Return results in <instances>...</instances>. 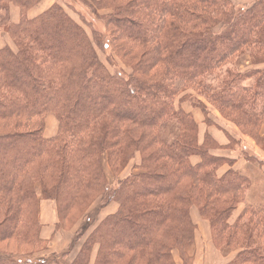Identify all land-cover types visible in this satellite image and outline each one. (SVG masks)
<instances>
[{
  "label": "trees",
  "instance_id": "16d2710c",
  "mask_svg": "<svg viewBox=\"0 0 264 264\" xmlns=\"http://www.w3.org/2000/svg\"><path fill=\"white\" fill-rule=\"evenodd\" d=\"M39 1L0 0V28L14 46L0 49V244L29 250L4 251L0 264H90L92 255L93 264H176L174 251L191 264L192 210L208 222L217 251L235 252L227 264H264V207L246 204L230 223L252 187L264 193V0H78L102 24H87L90 34L63 1L29 19ZM10 4L20 10L17 24ZM98 52L129 75L111 72V55L105 64ZM243 56L247 72L220 70ZM184 104L203 117L201 137ZM211 110L263 157L215 153H234L241 140L222 128L228 143L219 145L208 132ZM48 114L57 132L45 139ZM239 159L247 170L233 168ZM40 200L55 204L54 233L83 217L84 240L59 256L32 257L48 246ZM112 203L116 212L97 219ZM94 204V216L86 214Z\"/></svg>",
  "mask_w": 264,
  "mask_h": 264
},
{
  "label": "crops",
  "instance_id": "0c3cea01",
  "mask_svg": "<svg viewBox=\"0 0 264 264\" xmlns=\"http://www.w3.org/2000/svg\"><path fill=\"white\" fill-rule=\"evenodd\" d=\"M70 1H74V0H70ZM54 4H60L61 6H63L62 0H40L36 5H34L31 9L27 11V17L29 19H32L40 15L41 13L45 12L46 10H48ZM9 18H10V22L14 24H17L20 19V10L17 6L13 4L9 5ZM5 46L9 47L10 49H14V46L11 40L6 35L4 30L0 28V49H2ZM200 121L202 122V119ZM198 123H199V117H198ZM202 125L205 127L204 124ZM261 128H262V131H264V121H263ZM222 130H224L226 134L230 132L229 128H223ZM205 131H206V128H205ZM205 131H203V133ZM56 132H57V120L53 115L48 114L44 118L43 137L45 139H50L56 135ZM208 132L214 137V139L219 143V145H225L228 143V140L225 134H223V131L218 130L216 126L208 128ZM249 142H250L251 148L255 150L254 153L260 157H263L260 151L254 145V143L251 141ZM215 153L217 154L222 153L224 154L223 156L236 159L234 158V156H232L233 153H229V151H217ZM192 162L193 163L197 162V159H192ZM248 166H249L248 162H246L245 160L239 159L236 161L233 168L236 170L243 169L244 171V170H247ZM228 169H229V166L227 165L222 166L220 170L218 171V175L223 174ZM251 170H253L252 167H251ZM261 171L263 172L264 168ZM261 182L262 180L255 182L256 186L258 185L260 186ZM256 190L257 189H254V187L250 189V191L247 194V197H246L247 199L245 203L240 204L238 208L232 213V216L230 218V223H233L235 221V219L238 217V215L240 214V212L242 211V209L244 208L246 204L256 206V207H264V199H263L264 193L261 192V194H257L255 193ZM111 207L112 209H114L112 213L116 212L117 205L112 203L109 205V207H106V208L109 209ZM112 213L110 212L106 215H109ZM39 216H40L39 223L41 225L39 236L42 240L48 241L47 249L45 250V252H43L41 256L44 257L45 255H49V254L62 253L64 249L68 248V246L71 243V239H72L71 237H67V236H65L66 237L65 239L64 236L62 235L71 234V232L73 231L72 229L74 227L70 230H60L54 233L55 224L57 222V217H56V212H55V204L52 201H45V200L39 201ZM191 217H192L193 222L196 225V230L194 233V241L192 245L187 249V253L189 257L191 258V264H227L229 261H231L235 256V252L222 255L219 251H217L214 248L211 238H210L208 222L201 220L195 210H192ZM173 259L176 264H184L182 260L180 259L177 251L173 253ZM93 260H94V255H92L90 264H93Z\"/></svg>",
  "mask_w": 264,
  "mask_h": 264
},
{
  "label": "rangeland",
  "instance_id": "374dc122",
  "mask_svg": "<svg viewBox=\"0 0 264 264\" xmlns=\"http://www.w3.org/2000/svg\"><path fill=\"white\" fill-rule=\"evenodd\" d=\"M65 4L64 6V9L65 11L68 13V15L74 19L78 24H80L82 27H84L87 31L88 34H90V30L88 28V25L87 24H91L94 28H102V24L99 22V24L97 23V20H96V17L94 16V14H92L89 10V8H85L83 5H81V3L78 1H70V0H62ZM242 1V0H241ZM240 1V2H241ZM245 1H250V0H245ZM80 4V5H77V4ZM81 15V16H80ZM99 53V56H100V59L106 64V59H108V57L111 55L109 52H106L105 54H101L100 52ZM111 57V61H109V64H106L108 66V68L110 69L111 72H116L118 74H122V75H129L130 73V70L127 69L126 67H124L117 59H115L112 55L110 56ZM237 66V68L241 71V72H247L249 69H251V65H249V62H248V57L247 56H243V57H236V58H233L231 59L230 63L228 65H226L225 67H223L222 69L220 70H223L225 69L226 67H230V66ZM184 110L185 111H189L193 114L194 116V119L197 120L198 122V117H199V123L201 122L200 120L203 119V117L201 116V114L199 113V111H190L191 108H190V105L188 104H184L183 106ZM212 111V117H210L211 119V122L212 124H214L216 127H218V130L219 129H222L224 128L223 126L224 125H227L228 126V123L225 122L222 118H220V116L215 113L214 114V111ZM233 132L231 131V133H228V135H230L232 138L236 139V136L239 137V139L241 140V143L239 145H237L233 150L235 151L232 156H234V158H238L237 156H240L242 154V150L245 149V150H248L250 151H255L254 149L251 148V145H250V140H247L245 139L244 136H241L239 133L236 132L235 128H233ZM199 134H200V137L202 136L203 134V131H205V127L200 124L199 126ZM235 134V135H234ZM234 135V136H233ZM253 147V146H252ZM138 155L132 160L129 162L128 166L121 172L120 174V178L122 179L123 177L133 173L135 170V165L138 164ZM243 160V159H242ZM105 173H106V176L107 178L109 179V181H113V176L111 175V172L110 170L108 169V167L105 165ZM255 178L257 179L258 176H259V173L257 171H254V174ZM36 193L37 195L39 196V190L36 189ZM97 204V203H96ZM94 204L92 205L88 211L86 212V214H90V216H94V213H95V210L97 208V205ZM109 207V206H108ZM111 208H106L104 209L97 217V219H101L102 217H104L106 214L108 213H112L114 209ZM56 212V211H55ZM89 216V217H90ZM39 209H38V221L40 220L39 219ZM83 217L80 218L75 224H73L72 229L73 231L71 232V234H64L62 236H64V238L66 239L65 236L67 237H71V243L70 245L68 246L67 249H64V251L68 250L69 248L71 249L72 248V244L74 243V239L75 237L79 236L80 237V240L79 241H83L86 234L88 233V230L86 229L87 227L85 226V224L83 223ZM40 222V221H39ZM69 229V230H70ZM78 229V230H77ZM63 238V239H64ZM5 243L3 244H0V255L3 254V252H8V253H13L17 256H21V255H25V253L27 251H29L28 249H24L23 247H20V246H17L15 244H10L7 248L4 247ZM78 249H72L70 251V257H73L76 253ZM63 251V252H64ZM43 252H45L44 250H39V251H36L35 253H33L32 257H42L41 255L43 254ZM175 252V251H174ZM173 252V253H174ZM60 253L58 254H49V255H45L44 257L42 258H49L51 256H59ZM173 256V254H172ZM69 257V256H68ZM67 257V258H68ZM67 260H70V259H67Z\"/></svg>",
  "mask_w": 264,
  "mask_h": 264
}]
</instances>
